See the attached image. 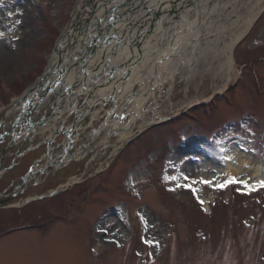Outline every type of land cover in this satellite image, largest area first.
<instances>
[{
    "label": "rangeland",
    "instance_id": "374dc122",
    "mask_svg": "<svg viewBox=\"0 0 264 264\" xmlns=\"http://www.w3.org/2000/svg\"><path fill=\"white\" fill-rule=\"evenodd\" d=\"M114 1L0 0V56L6 55L0 60V122L11 100L19 99L23 89L30 90L41 80L55 44L73 24L77 9L86 12L83 25L89 29L99 20L116 17ZM124 3L120 8L122 20L142 21L141 26L146 20V26H151L149 19L157 0H137L142 9L133 7L132 0ZM260 17L261 22L255 26ZM160 18H167L164 28L170 34L183 26L184 43L199 39L197 44L188 46L192 58L188 63L186 56H174V68L179 64L180 74L169 79V98L162 118L208 103L218 94L225 95L240 78L241 64L247 56L255 59L248 68L254 82L247 76L246 86L244 83L234 90L229 104L222 98L213 112L217 114L213 118L216 122L209 132L199 128L201 122L195 120H188L194 125L188 124L180 134L152 128L151 140L168 138L174 152L164 162L156 151L151 158L145 156L126 168L138 154L133 153V147L107 176L86 188L75 189L60 204L61 197L42 202L37 211L53 223L47 231L21 228L0 239V264H264V190L260 191L264 187V0H192L178 13ZM239 36L244 37L240 43L236 40ZM155 39L152 45L156 44ZM231 40L237 42L233 49L235 67L227 65L230 56L225 53ZM167 47L166 41L159 43L156 53L164 55ZM204 49L207 53L203 56L200 52ZM162 70L166 76L167 70ZM66 106V101L59 103V116L66 115ZM34 111L39 116L32 122L40 125L36 139L32 133L22 142L18 130L19 138L7 136L0 145V153L5 150L4 158L0 154V192L22 176L24 161L19 164L20 153L43 142L42 152L47 154L51 131L63 130L64 122L56 123V116L50 119V105H36ZM204 117V112H198L200 120ZM186 121H180L178 126ZM212 133L216 135L214 143L209 140ZM15 138L19 139L17 143ZM65 141L66 137L60 136L54 143L55 148L60 147V154ZM99 158L84 159L80 177L86 172L85 177L97 174L101 170ZM47 164L44 158L35 167L33 182H47L44 187H55L60 178L52 180ZM233 171L237 173L234 175ZM233 178L240 183H227ZM100 180L109 188L94 185ZM236 192L246 197L236 198ZM35 211L28 208L21 216ZM75 213L76 219L65 222Z\"/></svg>",
    "mask_w": 264,
    "mask_h": 264
},
{
    "label": "bare ground",
    "instance_id": "6f19581e",
    "mask_svg": "<svg viewBox=\"0 0 264 264\" xmlns=\"http://www.w3.org/2000/svg\"><path fill=\"white\" fill-rule=\"evenodd\" d=\"M100 1V0H99ZM118 2V1H117ZM117 2H115V4H117L118 5V3ZM159 6H161V4H159ZM168 6H165V7H163L162 9H164V10H166V12H168ZM85 13L86 12H84L83 10H82V8H79V9H77V11L75 12V14H74V19H75V21H74V19H73V22H74V28H73V30H71V33H70V36L71 37H73V36H75V40H74V43H77L79 40H80V34H78V26H80V24L82 23V21H83V18L85 17ZM100 15H101V13H100ZM253 18V17H252ZM252 18H250L249 20H248V22L247 23H249L251 20H252ZM112 25L113 26V24L116 26L118 23H112V24H110L109 22H104V23H102V25ZM109 28V26H106V29H108ZM137 30L138 31H140V32H142V33H144V31H142V30H139V28H137ZM67 35H68V33H67ZM67 35H64V37H63V40H62V43H63V45H65V47L64 48H61L60 47V49H59V52H58V55H60V56H64V58H67L68 57V54H65L64 52L66 51V49H67V43L69 44V40L67 39ZM111 38H113V35L111 36ZM242 38V36H240V37H238L237 38V40H239V39H241ZM177 37H174V36H172L170 39H169V42L171 43L170 44V52H173V53H175V51H177V53L179 54L180 53V50H181V46L177 49V46H178V44H180V42L179 41H177ZM179 40V39H178ZM173 42V43H172ZM210 44L211 43H209V46H210ZM70 46H72L73 44H69ZM234 45H235V43L233 42V40H231L227 45H226V54L228 55V56H230V52L232 51V48H234ZM70 48V47H69ZM177 49V50H176ZM146 51V50H145ZM147 52V51H146ZM206 51H205V49H204V51H202L201 52V54H203V56L204 55H206ZM82 56V57H81ZM84 55H79V56H77L75 59H73L75 62H76V64H78V65H81V64H83V63H85V65L87 66V67H89V64H90V57L89 56H84ZM1 58H0V60H2V58H6V55L5 54H1V56H0ZM149 59V58H148ZM20 61V59L18 58V60H17V62H16V64H18V62ZM168 61H170V60H168ZM167 61V62H168ZM236 62V60L234 59V57L232 56V57H230L229 58V61H228V66L229 67H235L236 65H234V63ZM56 59L55 58H53L52 59V63H51V65H50V69H49V73H48V75H47V77H46V79H44V80H42L40 83H38V86H37V88H41V87H50V83H54V84H56V80L57 79H55V77H56V72L57 71H62V72H64L65 73V77H64V79H60V80H58L57 82L59 83L58 85L59 86H62V84L61 83H64V85H66L67 86V88L64 90V91H68L69 93H68V95L66 96V99H67V101H69V103H72V102H74L76 99H78L77 97H79V93H85V94H87V95H90V94H92V92H91V87H90V81H91V79H92V77H88V80H87V82H86V84H85V86H83L81 83H80V81L83 79L82 78V73L80 72L81 71V67H79V66H77V67H75L74 65L75 64H71V65H68V64H66L65 66H63V67H61V68H59V70H57L56 69V64H58V63H56ZM146 63H148V62H146ZM15 64V63H14ZM15 64V65H16ZM3 66V65H2ZM8 66L6 65L3 69H5V68H7ZM103 67V66H102ZM148 67H150L151 68V70L154 72V74H155V76H157V72L159 71V68H160V66H158L157 64H156V62L153 60V63L152 64H148ZM125 68V70H126V73L124 74V77H126L127 76V70L129 71L130 70V67H124ZM95 69L96 68H94V69H92V70H90V69H86V71L83 73V74H85V75H91L94 71H95ZM104 70V67L103 68H101L100 67V70H99V72H101V71H103ZM71 71V72H70ZM70 73V74H69ZM51 75H55V77L54 76H51ZM79 75V76H78ZM159 76H162V75H159ZM124 77H122V76H120V78L118 79V81H116V82H114L113 84H110L111 85V87L109 88L110 89V91H112V90H114L115 88H117L118 86H120L121 84H122V81H123V78ZM55 79V80H54ZM54 81V82H53ZM101 81L103 82L102 84H106V85H108L107 83H108V76L105 74V75H103L102 76V79H101ZM51 84V85H52ZM36 88V89H37ZM106 92V91H105ZM105 92H102V93H105ZM36 95V94H35ZM35 95H33V97L35 96ZM53 95H54V93H49L48 94V96L46 97V100H53L54 98H53ZM106 95V94H105ZM55 97H57V99H54V100H58V98H60L61 97V93L60 92H56L55 93ZM58 112V107L57 108H55V114ZM128 134V133H127ZM126 134V135H127ZM229 169L231 170V167H229ZM235 173H237V171H233V174L235 175ZM260 173V171H258L257 172V174H259Z\"/></svg>",
    "mask_w": 264,
    "mask_h": 264
},
{
    "label": "trees",
    "instance_id": "16d2710c",
    "mask_svg": "<svg viewBox=\"0 0 264 264\" xmlns=\"http://www.w3.org/2000/svg\"><path fill=\"white\" fill-rule=\"evenodd\" d=\"M252 60H255L254 58H252V57H249V56H247V57H245L244 59H243V63H249L250 61H252ZM258 60V59H257ZM252 79V78H251ZM206 106H201V107H199V108H197V109H194V110H192L191 112H189L187 115H185L182 119H184V120H192L193 119V117H197L198 116V112H205L206 111ZM180 121V120H179ZM178 120H177V123L179 122ZM178 128V127H177ZM143 145L144 146H146L145 145V142H143ZM163 145V147H167V145L164 143V144H162ZM138 149H140V148H138ZM15 217H18L17 215L15 216Z\"/></svg>",
    "mask_w": 264,
    "mask_h": 264
},
{
    "label": "snow or ice",
    "instance_id": "6c2138e0",
    "mask_svg": "<svg viewBox=\"0 0 264 264\" xmlns=\"http://www.w3.org/2000/svg\"><path fill=\"white\" fill-rule=\"evenodd\" d=\"M203 183H208V181H202ZM227 183H240V181L235 180L234 178L229 180ZM226 185H219V187H225ZM261 186H264V182H261ZM193 192H195V189H193ZM201 203H203L201 201Z\"/></svg>",
    "mask_w": 264,
    "mask_h": 264
}]
</instances>
